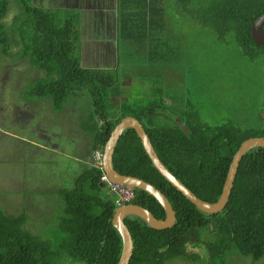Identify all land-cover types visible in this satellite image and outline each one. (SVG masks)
I'll use <instances>...</instances> for the list:
<instances>
[{"label":"trees","instance_id":"trees-1","mask_svg":"<svg viewBox=\"0 0 264 264\" xmlns=\"http://www.w3.org/2000/svg\"><path fill=\"white\" fill-rule=\"evenodd\" d=\"M12 1L17 13L8 27L3 21L9 0H0V59L26 60L36 73H42L43 77H36L25 89L30 97L48 99L55 112L62 110L71 94L90 93L95 110L79 119L70 113L67 122L80 121V131L89 135L92 157L96 151L102 153L109 133L123 118L133 117L145 129L165 167L199 199L214 203L242 142L264 138V100L257 112L248 109L255 113L245 115L250 119L244 125L240 113L248 111L233 109V120L229 117L212 124L202 117V109L211 107L209 103L197 101V95H191L193 91L185 85L182 98L180 85L193 79L195 63L184 62L185 56L181 60L178 46L182 40L174 33L187 26L193 29L191 34L207 33L216 41L228 36L242 60L264 61V46L257 45L251 36L252 24L264 14V0H120L116 39L126 44L129 52L124 66L145 72L140 76V87L146 84L148 88L132 104L122 102L117 110L111 109L112 115L100 109L104 105L98 97L103 102L119 94L121 86L112 88L120 82L115 71L120 48H116L114 69L83 67L80 21L84 27V18L77 11L35 5L31 0ZM196 40L200 43L201 37ZM13 48L17 49L14 54ZM167 68L170 75L162 76ZM213 78L207 75L204 79ZM165 100L172 105L166 107ZM213 103L216 105V97ZM27 126L39 133L35 123ZM75 139L79 140L78 136ZM27 140L31 147L43 146L34 137ZM45 149L50 150L48 144ZM112 164L121 175L140 178L159 189L176 214L175 224L165 230H155L136 216L125 219L134 243L129 264H173L180 260L228 264L233 256L264 264V148L252 149L243 157L227 205L212 215L199 211L166 182L152 166L134 130L127 129L119 137ZM83 168L71 191L60 192L65 201L60 221L63 237L54 250L50 242L29 234L25 213L15 215L13 205L0 203V264H65L64 258L84 264L118 263L122 240L112 226L115 198L101 197L102 168L93 164ZM134 191L136 198L130 204L149 210L159 220L165 218L154 197ZM188 245L202 247L205 258H191Z\"/></svg>","mask_w":264,"mask_h":264},{"label":"rangeland","instance_id":"rangeland-1","mask_svg":"<svg viewBox=\"0 0 264 264\" xmlns=\"http://www.w3.org/2000/svg\"><path fill=\"white\" fill-rule=\"evenodd\" d=\"M32 3L41 6H58V3L53 5H49L48 2ZM16 13L15 3L9 0L8 11L3 21L5 26L11 25ZM93 20L84 18V27L80 21L82 66L114 69L117 63L116 48H120L118 50L120 60L115 68L120 82L112 88L114 91L121 86L119 94L103 102H100L101 98L98 97V102L104 105V108L100 109H104L105 114L112 115L114 113L112 110H117L122 102L132 104L136 98H142L148 86L144 84L143 88L140 87L142 80L140 76L145 72L138 71L134 66H124L129 52L125 47L126 44L123 45L117 39L115 42L113 23L111 22L109 29L96 26L88 33ZM192 32L193 29L187 26L174 31L175 35L182 40L181 45L178 46L181 50V60L185 56L184 62L195 63L196 73L193 74V79L180 85L182 98H185V85L193 91L191 95H197L195 97L197 101L209 103L211 107L205 105L202 109V117L212 124L233 116V109L238 111L254 109L257 112L264 100V61L242 60L234 42L228 36L216 41L213 35L191 34ZM198 36L201 37L200 43L196 40ZM16 52L17 49L13 48L12 53ZM128 65H132V62ZM170 73L171 70L167 68V71L162 70L163 75H161L166 76ZM40 75L43 77L42 73H36L26 60L0 59V197H2L0 203L5 206L13 205L12 211L15 215L25 213L30 218L25 220V228L29 234L50 242L54 250L63 237L60 221L64 215L65 201L60 192L71 191L75 179L84 169L83 166L86 163L84 157L92 153L89 135L80 131V121H74L70 125L67 121L71 116L70 113L79 119L95 108L89 97L90 93L87 94L85 91L71 94L62 110L56 112L51 108L48 99L30 97L25 88L36 81L38 79L36 77ZM207 75L214 78L204 79ZM129 94L131 97L127 98ZM215 97L216 105L213 103ZM111 104L117 107L111 108L109 106ZM170 104V100H165L166 107ZM30 107L36 109L28 111ZM254 111L240 113V121H244L245 125L250 119L245 118V115H252ZM262 113L264 114L263 111ZM108 118L110 119L111 116ZM232 118L235 116L231 117L230 121L233 120ZM27 123L32 125L35 123L39 133L30 129ZM240 124L243 125V122ZM249 126L247 124V127ZM75 135L78 136V141L81 140V144L74 143L77 137ZM31 137L40 140L42 143L38 140L36 142L43 145L42 148L31 147L27 140ZM44 140L49 146L58 145L59 151L48 152V149H45L47 145ZM16 159L21 161L14 163ZM88 163L90 162L86 164ZM29 180L35 182V187L28 184ZM100 189L101 197H111V191L107 186H101ZM51 191H55L56 194H47ZM187 253L191 258L197 255L201 260L205 258L203 248L200 246L188 245ZM63 261L67 262L65 264H84L66 258ZM261 263H253L249 259L241 257L239 259L235 256L228 259V264ZM173 264H198V262L188 263L180 260Z\"/></svg>","mask_w":264,"mask_h":264},{"label":"water","instance_id":"water-1","mask_svg":"<svg viewBox=\"0 0 264 264\" xmlns=\"http://www.w3.org/2000/svg\"><path fill=\"white\" fill-rule=\"evenodd\" d=\"M264 24V14L254 21L251 26V36L253 41L260 46H264V31L262 26ZM135 131L139 138L141 145L151 161L152 166L158 173L168 182L176 191H178L184 198L193 204L199 211L205 214H217L222 211L229 201L232 192L235 177L239 168V164L243 157L252 149L264 148V138L254 137L242 142L240 147L233 155L232 161L229 165L227 175L224 181L220 198L214 202L209 203L199 199L193 194L185 185H183L162 163L157 155L149 136L145 132L143 126L133 117L123 118L109 133V138L105 143L103 149L102 168L110 182L130 186L150 194L160 204L165 212V218L159 220L147 209L135 204L122 205L114 211L112 217V226L119 233L122 240V251L117 264H129L133 255L134 243L131 232L125 224V219L130 216H136L146 222L151 228L155 230H165L171 228L176 222V214L173 210L167 197L152 184L132 176L121 175L118 173L112 164L113 151L115 145L121 134L127 130Z\"/></svg>","mask_w":264,"mask_h":264},{"label":"crops","instance_id":"crops-1","mask_svg":"<svg viewBox=\"0 0 264 264\" xmlns=\"http://www.w3.org/2000/svg\"><path fill=\"white\" fill-rule=\"evenodd\" d=\"M31 1L40 2V3L48 2L49 5L58 3L57 9H64L67 11H77L82 16V18L90 19V20L94 19L91 25L89 26V29L87 31L88 33L90 31H93L92 29H94L96 26L109 29L111 27V22H112L113 23L112 26L114 28L115 42H116V33L118 31V16H119L118 13L120 11L119 8L120 0H31ZM90 14L91 15L95 14V15L92 17ZM74 143L81 144V140L78 141L77 139H75ZM40 147L42 148V146ZM49 148L51 151H49L48 149V152L59 151V146L55 144L49 146ZM102 154H103V150H102ZM84 159L86 160V163L90 162L88 164L90 165L92 164V157L90 154L88 157L85 156ZM77 161L80 162L79 160ZM86 163L84 164V166L87 165ZM28 184L35 187V182L32 180L28 181ZM103 186L105 185L103 184ZM47 194H56V192L51 191V192H47ZM29 224L30 221L28 225Z\"/></svg>","mask_w":264,"mask_h":264},{"label":"built area","instance_id":"built-area-1","mask_svg":"<svg viewBox=\"0 0 264 264\" xmlns=\"http://www.w3.org/2000/svg\"><path fill=\"white\" fill-rule=\"evenodd\" d=\"M102 157H103L102 153L98 151L94 152L93 165H95L98 168H101ZM101 182L110 189L111 194L115 198V204L117 207L129 204L133 202L136 198L134 188L127 185L112 183L109 181V179L105 174H103V176L101 177Z\"/></svg>","mask_w":264,"mask_h":264},{"label":"clouds","instance_id":"clouds-1","mask_svg":"<svg viewBox=\"0 0 264 264\" xmlns=\"http://www.w3.org/2000/svg\"><path fill=\"white\" fill-rule=\"evenodd\" d=\"M103 155V154H102ZM103 158V157H102ZM92 164H93V157H92ZM102 168V167H101ZM102 170H103V168H102ZM105 174V173H104ZM132 203V202H131ZM130 204V203H129ZM126 205H128V204H126ZM118 208V207H117Z\"/></svg>","mask_w":264,"mask_h":264}]
</instances>
